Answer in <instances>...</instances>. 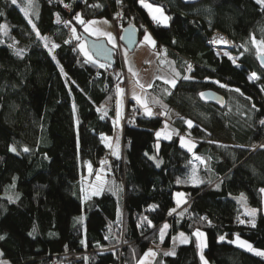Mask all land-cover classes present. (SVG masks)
<instances>
[{
  "label": "trees",
  "instance_id": "trees-1",
  "mask_svg": "<svg viewBox=\"0 0 264 264\" xmlns=\"http://www.w3.org/2000/svg\"><path fill=\"white\" fill-rule=\"evenodd\" d=\"M127 1V12L130 8L138 16L129 22L141 36L149 30L155 49L163 47L160 57L174 62L164 68L181 74L175 88L160 81L153 88L165 111L181 116L171 126L189 134L196 147L188 151L175 135L161 139L158 154L156 133L165 119L140 112L124 128V148L115 155L102 137L116 130L117 83L124 74L117 49L112 46L113 66L93 56L89 61L77 33L74 41L69 39L63 25L68 15L61 7L33 0L36 14L25 16L11 0H0V25L7 26V34L0 31V236L5 237L0 261L54 264L79 253L81 260L73 264H138L160 242V229L167 224L165 247L179 232L188 233L190 241L156 264H203L193 235L197 229L207 234L208 264H264V257L220 240L239 234L264 250V71L251 42L253 35L264 39V6L255 0H149L170 17L167 26H158L140 2ZM116 8L115 0H87L78 6L84 20L110 18ZM71 22L82 32L79 21ZM216 31L226 34L233 48L210 44ZM185 62L192 65L191 72ZM253 73L256 81L249 79ZM188 74L191 79L184 80ZM204 91L221 94L224 105L204 103ZM12 146L17 152L9 150ZM193 154L206 163L194 162ZM151 156L162 161L159 167ZM88 164L104 168L109 187L86 200ZM194 169L203 183L192 181ZM177 192L186 196L185 205L177 203ZM241 194L259 211L255 227L244 214ZM153 205L158 207L153 210ZM81 216L84 220L78 222Z\"/></svg>",
  "mask_w": 264,
  "mask_h": 264
},
{
  "label": "snow or ice",
  "instance_id": "snow-or-ice-1",
  "mask_svg": "<svg viewBox=\"0 0 264 264\" xmlns=\"http://www.w3.org/2000/svg\"><path fill=\"white\" fill-rule=\"evenodd\" d=\"M32 2H33V0H27V5H26V7L22 9V11H24V15H25V16H29V11H28V9L31 8V6H32ZM117 2L119 3L120 0H117ZM139 2H140V4H141L144 8L148 9L149 14L151 15V17H152V19H153L154 21H156L157 23H163V24L167 25L168 20L170 19V17H168L167 15L164 14L162 8H160V7H155V6H153L152 4L146 3L145 0H139ZM255 2H256L258 5H262V6H264V0H255ZM11 3H12L13 5L17 4V0H11ZM65 7H69V5H65ZM94 7H99V5H94ZM157 13H159V15H157ZM2 15H3V13L0 12V16H2ZM120 16H122V13H117V17H120ZM75 19L78 20L82 25H85V31L90 32L91 34H94V35H97V36H104V37H107L108 40L113 44V47L116 46V44H115V38L113 37L112 33H110V32H105V31H100L98 28H92V27H89V25H94V24H96V23H97L96 21H88V22L86 23V22L81 18V16H80L79 14H77V15L75 16ZM29 22L31 23V20H29ZM59 22H60V18H59V15H57V23H59ZM106 22H107V21H105V23H106ZM70 23H71L70 21H67V22H65V25L67 26V25L70 24ZM133 27H134V26H133ZM32 28L36 31V35H37V37H39L40 39H42V40L45 41V47H48V44H47V38H46V37H43V36L40 35L39 30L36 29V25H35L34 23L32 24ZM0 31H3L5 34H7V26H6V25H0ZM72 31H73V33H75V28H73ZM77 39H79V38L77 37ZM144 41H145L146 43L150 44V45L155 49V47H156V42H155L154 39H152V37H151L150 34H147V33L145 34V36H144ZM174 42H175V41H174ZM215 42H222V43H225V44H226V43H229L227 40H224L223 37H220V38H219V41H217V40L214 38L213 43H215ZM251 42H252V44H254V45L257 47V51H258V54H259V56H260L261 64L264 65V39L257 41L256 37L253 35V36L251 37ZM10 47H11V45H10ZM55 47H59V45H53V48H55ZM80 47H81V50L84 51L85 55L88 57V60L91 61V60H92V57L89 55V53L87 52V50L84 48V45H81ZM51 50H52V49H49V51H51ZM21 52H22V50H18V51L16 52V55H17V56H20V55H21ZM156 54L159 56V55H161L162 53H159V52H158V53H156ZM163 54L166 55V50H164V53H163ZM53 58H54V57H53ZM230 59H231V57H230ZM233 62L235 63V60H233ZM161 63H169V66L171 67L172 63H174V62H167V61H163V60H162ZM185 63L187 64V62H185ZM100 66H101V67H104V65H100ZM61 70H62V69H61ZM171 70H172V72L174 73V77H180L181 74H180L179 72H176L174 68H172ZM187 70H188L189 72H191V70H192V65H191V64H187ZM129 71H132V69L129 68ZM133 75L136 76L137 74H136L135 72H133ZM174 77H173V78H170V77H165V76H157V79L164 80V82H165L166 84H170L173 88H175L176 83H177V80H176ZM182 78H183L184 80H189V79H191V77H190V76H187V75L183 76ZM249 79H250V80H253V79H259V77H258L255 73H253L251 76H249ZM136 82L139 84V80H137ZM216 83H219V82L217 81ZM221 86H222V87H227L226 85H221ZM140 87H141V88H144L145 85L140 84ZM147 87H148V88H151V87H152V84H148ZM117 90H118V93H123V89H120L119 86H118V89H117ZM235 91L239 92L240 90H239V89H235ZM165 92H168V90L165 89ZM168 94H171V93L169 92ZM200 96L203 98V97L206 96V94H205V93H200ZM134 98L137 99L138 102L142 104V106L144 107L145 112H146L148 115H152L151 108H149L148 103L146 102V100L141 99V98L138 97V96H134ZM154 103H159V101H154ZM253 107H255V106H253ZM99 110H101V109H98V111H99ZM103 111H104V115H107V111H106V109L103 110ZM101 119H103V116L101 117ZM186 123L188 124L189 127H192V126H193V122H192L191 120L186 121ZM260 123H261V124H264V120H261ZM166 127H167V125H166ZM176 134L178 135V133H176ZM162 135H163L164 139H166V140H170V139H171V136H172V133H164V132H157V133H156V136H157V137H160V136H162ZM102 139H105V138L102 137ZM181 144H182V146L187 147V148H188V151H190V152L192 151V149H193V147H194V145H192V144H190L189 142L185 141V139H184L183 137H181ZM118 148H119V144L117 143V149H118ZM156 148H157V150L159 149V144L156 145ZM9 150L12 151V152H14V153L17 152L15 146L10 147ZM23 151L28 152V151H30V150H29L27 147H25V148L23 149ZM17 154H19V153H17ZM114 154H115V155H118V152H115ZM145 155H148V154L145 153ZM149 158H150V159H153V160H157L156 156H151V157H149ZM194 158H195L196 160L200 161V163H202V164H205V163H206V161H205L202 157H200V156H195V154H194ZM160 163H162V161L157 160V164H156V166L159 167ZM88 167H89V171L91 172V164H89ZM97 179H100V177L97 176ZM191 179H192L193 182H196V183H203L202 180H198V179H197V177H196V170H195V169L193 170V174H192ZM177 183H183V181L177 180ZM13 187H14V185H13ZM217 187H219V185H217ZM260 191H261V192H264V189H261ZM94 194L99 195V192H96V193H94ZM177 195H182V194H179V193H178ZM17 198H18V197H17ZM8 199H9L10 201H12V202H15L11 196H9ZM239 200H240L242 206H245V215L252 217V219H251L250 221H248V223H251L252 226L255 227V215H256L257 210H256V209H251V210H249V209L246 207L247 200H246V197H244L243 194H241ZM177 203H179V201H178ZM156 207H158V206L153 205V206H152V209L155 210ZM174 211H175V209H172V210L169 212V215H171L172 212H174ZM180 215H183V212H181ZM77 219H78V222H82V221L84 220V217L81 216V217H78ZM203 219H207V218H203ZM238 219H239V218H238ZM143 220L146 221L147 224H148L149 226L152 225V221H151V220H148L147 217H144ZM209 223H211V222L209 221ZM240 223H245V221H244V220H240ZM168 227H169V225L165 224V225L163 226V228L160 229L159 240H160L161 243H162L163 240H164L165 230H166ZM35 232H36V228L34 227V228H33V231H32L31 233H29V235H33ZM50 235H51V233H50ZM193 235H195V236L197 237L198 241H200V243H199L197 246H198V248L201 249V255H200V259H201V261H203V264H208V262L205 260V258H204V256H203V251H202L204 247H207L206 242L203 240L205 234H204L203 232H200L199 230H197L195 233H193ZM3 239H5V237H4V236H0V240H3ZM174 239H175V238H174ZM224 239H225L224 236H221V237H220V240H221V241H223ZM236 241L239 242V246H240V247L245 248L247 251L252 252V253H254L255 255H258V256H262V257H264V251H261V250H259V249L254 248V247H253L250 243H248L247 241L240 240L239 234H236ZM180 242H181V243H185V244L189 242V241H188V238L184 236V233H180ZM233 242H235V241H229V243H233ZM82 243H83V241H82ZM174 254H175L174 250H173V251H169V252H165V253H164L165 256H167V255H174ZM2 255H3V253L0 252V256H2ZM156 255H157V252L153 251L152 249H148V251L144 254V258H143L142 260H140V261L138 262V264H150V262H149V260H148V257H149V256H151V257H155ZM0 264H7V262L0 261Z\"/></svg>",
  "mask_w": 264,
  "mask_h": 264
},
{
  "label": "crops",
  "instance_id": "crops-1",
  "mask_svg": "<svg viewBox=\"0 0 264 264\" xmlns=\"http://www.w3.org/2000/svg\"><path fill=\"white\" fill-rule=\"evenodd\" d=\"M187 1H189V0H187ZM144 9L146 10V12H147L148 16L150 17L151 21L153 22V24H157V22H155L152 19L151 15L149 14L148 9H146V8H144ZM160 25L167 26L163 23H160ZM151 36L153 37L152 34H151ZM153 39L155 40L154 37H153ZM155 42H156V40H155ZM152 50H155V49L150 44L145 42L142 44L141 49L138 51L139 52L138 55H136L133 59H130V61H129L130 66L128 67V63L127 62L125 63V68H126L127 74H128L127 77H128V81H129V87L126 89L120 88V89H123V93H118V90L116 92V109H115V119H114L116 130L112 136H107L104 139L105 144L110 149L112 148L111 146L114 144L115 141L117 143L118 141L121 140V138H120V135L122 133L121 132V126H122V123H123V120L125 117V112L130 105H134V104L139 105L141 108V112L147 114L145 112L142 104L139 103L138 100L134 98V96H138L141 99L146 100L149 108H151L152 115H154L153 109H156V110L160 109L162 112H158V113H161L162 114L161 116L167 114V111H165L164 107L162 108L164 103L162 102L163 104L161 105L162 100L157 96V94H155L156 90L153 88V86L156 82H159V81L162 83H165L164 80L157 79V76H165V77L173 78L174 73H172V72L168 71L166 68H164V63H161L162 60L165 61L164 58L160 57V55L158 56ZM134 62H136V63L134 64ZM146 65H151L153 68L151 70H146L144 68V66H146ZM129 68H131L132 71H129ZM149 68L150 67L147 66V69H149ZM133 72H135L137 75L134 76ZM187 76H189V74ZM174 78L176 80H178L177 77H174ZM137 80H139V84L136 82ZM140 84L145 85V87L141 88ZM148 84H152V87L148 88L147 87ZM166 85L171 86L170 84H166ZM154 101H159V103H154ZM163 112H165V114H163ZM155 113H157V112H155ZM169 114H171L173 117L175 116V118H172L173 120L180 119V117H181L180 114L175 110L170 111ZM168 121H170V120H168ZM116 143H115V147H116ZM87 167H88V165H87ZM87 167H86V171H87ZM91 168H92V173H91L92 177L96 176L98 174L99 169H101V168H99V169L95 170V169H93L92 166H91ZM104 173H105V171H104ZM105 178H106V180H105L104 187L102 186V188L97 190V192H99V194L101 192H103L105 188L109 187V184H108L109 179H107L106 174H105ZM178 193L182 194V195H177ZM94 195H96V194H91L89 198H86L85 195H84V197L86 200H88L91 197H93ZM175 199L177 202L179 201L180 206L185 205L186 196L184 195L183 192H177L175 194ZM166 234H167V232L165 233V235ZM164 239H165V236H164ZM157 244L160 245L161 247H163L164 250L163 249L160 250L161 253L157 254L156 255L157 257L155 259L153 258V260H154L153 264H156L158 262L159 258L161 259L163 256H165L164 255L165 252H169V251H173V250L175 252L176 248L178 247V246L173 247V243L171 242V246L169 247V249H171V248L172 249L166 250L165 246H164V240L162 243L159 242Z\"/></svg>",
  "mask_w": 264,
  "mask_h": 264
},
{
  "label": "rangeland",
  "instance_id": "rangeland-1",
  "mask_svg": "<svg viewBox=\"0 0 264 264\" xmlns=\"http://www.w3.org/2000/svg\"><path fill=\"white\" fill-rule=\"evenodd\" d=\"M26 2H27V0H25ZM146 3H149V4H152L151 2H146ZM17 5L21 8V10L23 9V8H25L26 6H25V4H23V3H20L19 2V0H17ZM27 5V4H26ZM153 6H155V7H160V8H162L163 9V12H164V14L165 15H167L168 17H169V15L165 12V10H164V8L163 7H161V6H159V5H154V4H152ZM36 8H35V5L32 3V6H31V8H29L28 9V11H29V15H34V14H36ZM24 12V11H23ZM157 15H159V13H157ZM81 18H83L82 17V15H81ZM170 20V19H169ZM168 20V21H169ZM86 23L88 22V21H96L97 23L96 24H94V25H89V27H92V28H98L100 31H105V32H110V33H112V35H113V37L115 38V44H116V46H115V48L117 49V53H118V50L121 52V55H122V58H123V62H124V65H125V63L127 62L128 63V67L130 66V59H133L136 55H138V51L141 49V46H142V44L143 43H145V41H144V36H145V34L147 33V34H150L151 32L149 31V30H147L142 36H141V40L139 41V44H138V46H137V48L133 51V52H130V51H127V49L126 48H124L123 46H121L120 48L118 47V33L116 34V31H115V28H114V25H113V22L110 20V18H107V17H105V16H103V17H95V18H90V19H85L84 20ZM105 21H107L106 23H105ZM156 22V21H155ZM169 23V22H168ZM167 23V24H168ZM74 28V27H73ZM76 29V31H75V35H76V33H77V36H78V38H79V41H80V46L81 45H84V48L87 50V52L89 53V55L90 56H92V54L89 52V50H88V47H87V43H86V41H85V36H90V37H92V38H95V39H105L111 46H113V44L108 40V38L107 37H104V36H97V35H94V34H91L90 32H87V31H85V25H82V32L81 31H79L77 28H75ZM117 35V36H116ZM151 35V34H150ZM152 37V36H151ZM152 39H153V37H152ZM80 51L83 53V54H85L84 53V51H82L81 50V47H80ZM155 54L156 53H158V50L157 49H155V50H152ZM86 56V55H85ZM119 56V55H118ZM136 62H134V64H135ZM147 66H149L150 68L149 69H147ZM144 68L146 69V70H151L153 67L151 66V65H146V66H144ZM257 79H253V80H251V81H256ZM129 87V81H128V85L127 86H123V87H121V88H124V89H126V88H128ZM163 103L161 102V105H162ZM135 105V104H134ZM139 106V105H138ZM164 107V109L166 108V106H165V104H163V106H162V108ZM139 108H140V106H139ZM141 109V108H140ZM154 110V112H153V114L154 115H158V116H161L162 114L161 113H158V112H162L160 109H153ZM155 112H157V113H155ZM163 114H165V112H163ZM163 117H164V124H163V126L158 130V132H164V133H172V136H171V139L175 136V135H177L176 133H178V137H179V141H180V144H181V137H183L184 139H185V141H187V142H189L190 144H192V145H194V147H193V149H192V151L195 149V147H196V141L189 135V134H187V133H181L180 131H178L177 129H176V127H174V126H171V124L170 123H172V118H175V116L173 117L171 114H169V113H167V114H165V115H163ZM168 120H170V121H168ZM166 125H167V127H166ZM123 131H124V125H123V123H122V126H121V135H120V138H121V140L120 141H118L117 143L119 144V148L117 149V143H116V141L114 142V144L111 146L112 148H111V150L113 151V153H115V152H118V154L120 153H122V149L124 148V145H123V141H122V134H123ZM170 139V140H171ZM166 140V139H165ZM168 141V140H167ZM115 143H116V147H115ZM182 145V144H181ZM184 147V146H183ZM184 148H186V149H188L187 147H184ZM88 166H89V164H88ZM104 168L102 167L101 169H99V171H98V174L96 175V176H94V177H92V168H91V172L89 171V167H87V171H86V174H85V178H84V192H85V196H86V198H89L90 197V195L91 194H94V193H96L97 192V190H99L100 188H102V186L104 187V185H105V180H106V178H105V173H104ZM97 176H99L100 177V179H97ZM244 197H245V195H244ZM246 207L249 209V210H251V209H256V208H253V207H251V206H249L248 204H246ZM243 209H244V214H245V206H243ZM257 210V209H256ZM258 210H257V212H256V215H255V218L257 217V215H258ZM247 216V215H246ZM250 217V216H249ZM251 219H252V217H250ZM197 230H199L200 232H203L204 234H205V236H204V238H203V240L206 242V244H207V234H206V232L205 231H203V230H201V229H197ZM196 230V231H197ZM168 231V228L165 230V233ZM195 231V232H196ZM180 233H184V236L185 237H187L188 238V241L190 240V235L188 234V233H186V232H179L178 234H176L175 236H173V238H172V243H173V247H176V246H179L180 244H185V243H181L180 242ZM165 237H166V235H164ZM225 237V239L224 240H227V241H235V242H233V244L234 245H236V246H238L239 248H242V247H240L239 246V242L238 241H236V234H234L233 236H224ZM239 237H240V240H243V241H247L248 243H250L254 248H256L250 241H248L247 239H245L244 237H242V236H240L239 235ZM175 238V239H174ZM197 238V237H196ZM200 243V241H198V239H197V244H199ZM123 244L124 243H121V246H123ZM168 248V249H167ZM150 249H152L153 251H155V252H157V254H159V253H161L160 252V250H164V248L163 247H161L160 245H158V244H155V245H153ZM165 249L166 250H171V249H169V247H165ZM205 249H206V247H204L203 248V256H204V258H205V260L207 261V259H206V257H205ZM242 249H244V250H246L245 248H242ZM256 249H259V250H261V251H264L263 249H260V248H256ZM247 251V250H246ZM199 254L201 255V249L199 248ZM157 256H155V257H151V256H149L148 257V260H149V262H150V264H153V262H154V260H153V258L155 259ZM143 258H144V256H143ZM142 258V259H143ZM208 262V261H207Z\"/></svg>",
  "mask_w": 264,
  "mask_h": 264
},
{
  "label": "built area",
  "instance_id": "built-area-1",
  "mask_svg": "<svg viewBox=\"0 0 264 264\" xmlns=\"http://www.w3.org/2000/svg\"><path fill=\"white\" fill-rule=\"evenodd\" d=\"M52 3H54L55 5L61 7L63 9V11L68 15L67 18H65L63 20V25L65 27V29L68 32V36L69 39L71 41H74V39L76 38L75 33H73L72 29H73V25L71 22V19H75V16L77 14H79L81 16V12L78 9L79 5H84L87 3V0H50ZM110 2V0H107ZM134 1H138L139 0H134ZM149 0H145V2H147ZM65 5H69V7H65ZM115 5L118 7L115 10L110 12V20L113 22L116 34L118 33V47L120 48L121 46H123V44L121 43L120 40V34L122 29H124L126 26L128 25H133L132 23L129 22L130 19H134L135 16H137V14L135 12H131L130 8L127 12V7L130 6V3L127 0H120V2L118 3L117 0H115ZM117 13H122V16L117 17ZM138 17V16H137ZM70 21L71 23L68 24L67 26L65 25V22ZM78 21V20H76ZM157 25L159 26L160 23H157ZM223 37L224 40H227L229 43H222V42H215L213 43L214 38L219 41V38ZM210 44H212L215 47H222V48H233L234 44L233 42L227 37L226 34L220 32V31H216L213 36L210 38ZM124 47V46H123ZM125 48V47H124ZM157 50L159 52L163 51V47L162 46H158ZM118 55L120 57L121 63L123 64V78L117 83V89L118 86L119 88L123 87V86H127L128 85V74H127V70L125 68L124 62H123V58L121 55V52L118 50ZM107 75L112 76L111 72H108L107 70H104ZM264 93V90H263ZM141 112V109L139 108L138 105H130L126 112H125V117L123 120V125L124 128L127 125H132L135 122V118L137 117V115ZM262 120H264V115L262 117ZM195 156H199L198 154H195ZM192 158L194 160V162H199L198 160H196L194 158V154L192 155ZM202 164V163H201ZM124 245V244H123ZM123 246H121L122 248ZM89 257H91V255H89ZM82 258V255L79 253H72L69 254L67 256H65V258L63 259V261L60 263L55 262L54 264H73V263H77L78 261H80Z\"/></svg>",
  "mask_w": 264,
  "mask_h": 264
},
{
  "label": "water",
  "instance_id": "water-1",
  "mask_svg": "<svg viewBox=\"0 0 264 264\" xmlns=\"http://www.w3.org/2000/svg\"><path fill=\"white\" fill-rule=\"evenodd\" d=\"M140 39V30L135 25H128L121 31L120 40L127 51L133 52L137 48ZM85 41L89 52L95 60L110 66L115 64L116 50L105 39H95L90 36H85ZM257 62L260 69L264 71V65L261 64L259 55L257 57ZM202 93L206 94L203 98L200 96L204 103H213L221 106L225 103L224 97L215 91H204ZM159 138L160 140L156 143V145L159 144V149L157 150L156 148L158 154L161 148V139L164 137L162 135Z\"/></svg>",
  "mask_w": 264,
  "mask_h": 264
},
{
  "label": "bare ground",
  "instance_id": "bare-ground-1",
  "mask_svg": "<svg viewBox=\"0 0 264 264\" xmlns=\"http://www.w3.org/2000/svg\"><path fill=\"white\" fill-rule=\"evenodd\" d=\"M65 256V255H64ZM87 256V255H86ZM54 262H56V261H54Z\"/></svg>",
  "mask_w": 264,
  "mask_h": 264
}]
</instances>
